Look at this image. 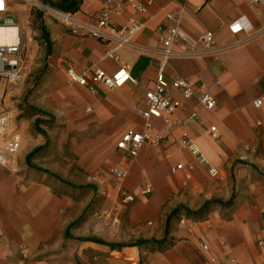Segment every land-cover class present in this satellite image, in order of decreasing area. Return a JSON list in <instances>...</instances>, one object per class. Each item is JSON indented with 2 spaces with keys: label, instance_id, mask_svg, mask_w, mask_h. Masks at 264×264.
<instances>
[{
  "label": "crops",
  "instance_id": "crops-1",
  "mask_svg": "<svg viewBox=\"0 0 264 264\" xmlns=\"http://www.w3.org/2000/svg\"><path fill=\"white\" fill-rule=\"evenodd\" d=\"M99 7V0H81L75 15L94 20ZM47 16L44 26L52 43L49 57L53 56L60 68L58 78L65 84L68 67L77 72L95 67L112 74L125 66L136 80V84L127 82L118 88L96 84L94 92L78 85L69 87L82 95L84 110L90 108L84 112V124L102 129L79 149L90 144L98 156L94 161L109 150L102 160L104 166L117 157L119 166L126 169L119 183L121 191L131 193L149 184L152 193L137 203L76 200L65 192L64 182H55L43 172L45 139L34 122L47 117L34 115V128L29 132L28 122L26 126L23 118L20 126L12 115L10 125L21 133L22 147L10 167L0 166V264H214L216 259L226 264L231 259L238 264H264V245H258L264 239V125L256 124L258 120L264 123V107L252 105L264 96V4L151 0L140 16L144 26L133 39L134 46L119 49L117 60L106 54L111 45L86 34H73L55 24L51 14ZM240 17L249 21L251 31L231 33L230 23ZM113 22L119 25L123 19L114 17ZM172 26L194 42L196 50L191 54L188 44L179 40L166 74L188 79L197 92L181 99L170 124L154 121L151 135L159 137L158 145L143 144L134 158L116 147L115 153L114 138L117 141L129 128H143L134 107L154 86L158 50L166 29ZM206 31L214 34L208 51L200 42ZM201 85L211 88L216 100L212 110L198 101ZM169 95L180 98L174 90ZM43 125L39 127L44 130ZM210 126L216 127L218 141L207 134ZM184 135L194 141L216 174L203 171L196 156L181 143ZM235 160L239 162L232 170ZM178 163L191 164L190 175L173 171ZM232 195L229 205H218L201 218L183 212L174 216L162 243L125 246L136 240L164 238L166 219L179 205H197L198 209L211 198L225 203Z\"/></svg>",
  "mask_w": 264,
  "mask_h": 264
},
{
  "label": "built area",
  "instance_id": "built-area-1",
  "mask_svg": "<svg viewBox=\"0 0 264 264\" xmlns=\"http://www.w3.org/2000/svg\"><path fill=\"white\" fill-rule=\"evenodd\" d=\"M15 0H0V26H17L19 37L16 43L0 45V166L10 167L16 156L21 151L22 135L17 128L10 125L11 115L6 108V98L8 91L15 87L21 81L22 75V48L23 35L19 24H16L11 13V5ZM253 3H262L264 0H251ZM100 7L94 20H84L75 15V13H65L52 9L63 26L73 34H86L93 39L109 44L110 49L107 56L115 60L118 59L117 51L122 47L133 45V39L141 32L144 22L140 19L141 15L147 12L151 0L142 2L140 0H99ZM196 11L199 7L195 8ZM121 18L123 22L116 25L113 18ZM231 33L250 32L251 25L245 17L234 20L229 25ZM182 40L191 48V54H195V45L187 36L176 26L166 29V34L162 38L161 47L158 50V67L155 76V83L152 89L144 93L141 104L134 107V111L143 119V128L137 131L133 128L125 130L116 141L115 147L129 158L137 156L139 149L145 143L152 146L159 144L158 136L152 137L151 131L155 120H162L165 124L171 123L172 116L181 106V99H189L196 94L194 85L186 78L174 77L169 78L166 74V65L169 59L175 54L174 46ZM200 42L204 51L212 48L214 43V34L211 31L204 32L200 37ZM189 53V52H188ZM136 84V80L130 75L127 67H119L114 73L107 74L99 68H86L81 72L73 68L66 69V84L68 86L78 85L85 87L89 92H94V85L102 84L107 88L122 87L125 83ZM174 90L179 93L180 98L172 97L169 91ZM197 98L199 103L208 110L216 106V100L211 93L210 87H201ZM252 105L256 109L264 107V96L253 100ZM87 112L90 108L85 109ZM192 114L191 117H195ZM257 125H264L262 121H257ZM207 134L215 141L219 140L215 126L207 129ZM181 143L186 146L196 158L204 164L207 161L194 141L184 135ZM184 170L187 174L193 170L191 164L178 163L173 169ZM112 173L122 180L126 174V169L118 166L113 168ZM211 173H215L210 169ZM139 193L141 196H149L152 193L150 185H140ZM132 195H125V201H131ZM258 245H264V239L258 241ZM204 249H207L204 246ZM214 264H226L219 260H213ZM230 264H238L234 259Z\"/></svg>",
  "mask_w": 264,
  "mask_h": 264
},
{
  "label": "rangeland",
  "instance_id": "rangeland-1",
  "mask_svg": "<svg viewBox=\"0 0 264 264\" xmlns=\"http://www.w3.org/2000/svg\"><path fill=\"white\" fill-rule=\"evenodd\" d=\"M52 9L39 0H15L11 5L9 15L13 17L16 24H19L24 42L23 81L10 89L6 98V108L11 118L14 115L12 121L21 126L20 122L24 118L25 125L27 126V122L29 124V132H32L34 112L30 107L45 111L52 116L49 124L43 125L47 136L51 138L44 146V169L61 178L65 188L68 189L65 192L73 194L76 200L89 201V203H137L140 200L149 199V196H141L139 189L131 193L121 191L119 188L121 179L111 171L119 166L120 159L117 157L109 159L105 166L102 161L103 157H108L109 150L101 152V156L94 161L98 156L95 155L90 144L79 149L80 144L84 141L88 142L94 135L102 132V129L95 125L84 124L82 120L85 116V106L82 95L76 88H70L65 84L63 78H58L60 68L54 64L53 56L47 55L40 25L50 14L52 18L55 17V20L53 19L55 24H62ZM48 33L50 38V32ZM115 141L114 138L112 148L113 152L118 153L114 148ZM198 162L209 176L216 174V172H210L212 168L208 161L207 164L199 160ZM238 162V160L233 162L232 170ZM97 164L99 166H96ZM56 180L54 178L55 182ZM128 194L133 196L131 201L124 199ZM218 200L211 198L208 201ZM183 206L190 211L197 210L195 208L197 205ZM216 206L218 205H212L209 210Z\"/></svg>",
  "mask_w": 264,
  "mask_h": 264
},
{
  "label": "trees",
  "instance_id": "trees-1",
  "mask_svg": "<svg viewBox=\"0 0 264 264\" xmlns=\"http://www.w3.org/2000/svg\"><path fill=\"white\" fill-rule=\"evenodd\" d=\"M39 1H41L42 3H44L45 5L53 8V9H56V10H59L61 12H65V13H67V12L76 13L80 9V4H81V0H39ZM39 14L41 15L42 13L40 12ZM40 29H41L42 36H43L45 43H46L47 55H49V54H51L52 43H51V40L49 38V33H48L46 27L44 26L43 22L40 25ZM30 109H32V111L34 112L33 116L34 115H42V116L47 117V119L37 117L35 119V122H34V125H35L37 132L45 138V145L44 146H46L48 144V136H47V133L39 127V125L40 124L48 125L49 122L52 120V116L45 111H42V110H39V109H36L33 107H30ZM37 150L38 149H35L31 153L27 154L26 155V161H29L33 152H35ZM43 172L45 174L53 176L58 181L64 182L61 178H59L56 175L51 174L46 169H44ZM87 186L92 187V185H87ZM232 197H233V195L225 203H222L221 201H206L196 211H190V210L186 209L183 205H179L178 207L174 208L169 213V215L166 219L164 238H162L161 240H156V239L136 240V241H132V242L125 244V246H138V245L146 244V243H150V244L162 243L165 241V238H166L168 231H169L170 221L174 216H178L179 214H181L183 212V214L187 217H192L194 219H196V217L201 218L202 216H204L209 211V209L212 205H224V206L229 205ZM159 248H163V247L159 246Z\"/></svg>",
  "mask_w": 264,
  "mask_h": 264
},
{
  "label": "bare ground",
  "instance_id": "bare-ground-1",
  "mask_svg": "<svg viewBox=\"0 0 264 264\" xmlns=\"http://www.w3.org/2000/svg\"><path fill=\"white\" fill-rule=\"evenodd\" d=\"M18 37L19 33L17 26H0V45L16 43Z\"/></svg>",
  "mask_w": 264,
  "mask_h": 264
}]
</instances>
